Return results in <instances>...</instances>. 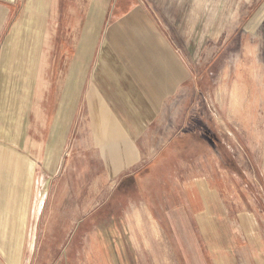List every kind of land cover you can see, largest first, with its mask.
<instances>
[{
    "label": "crops",
    "instance_id": "1",
    "mask_svg": "<svg viewBox=\"0 0 264 264\" xmlns=\"http://www.w3.org/2000/svg\"><path fill=\"white\" fill-rule=\"evenodd\" d=\"M250 1L0 0V100L8 107L0 113V264L31 263L41 218L58 226L56 241L63 235L50 264L73 261L75 225L82 222L75 221L72 205L59 220L58 187L50 185L76 112L79 128L96 134L99 162L106 163L103 177H119L100 207L110 205L114 218L121 216L123 203L115 194L113 200V192L156 159L144 156L140 145L159 114L171 109L170 100L187 96L180 49L202 48L203 33L216 41L230 31L237 2L245 8ZM255 16L263 29L261 9ZM32 86L38 115L29 125L20 112ZM142 161L147 163L138 166ZM70 201L67 186L62 205ZM204 201L200 230L211 216ZM241 217L227 219L221 231L230 235L228 244L214 253L231 264H264L261 226L254 218L246 225Z\"/></svg>",
    "mask_w": 264,
    "mask_h": 264
},
{
    "label": "rangeland",
    "instance_id": "2",
    "mask_svg": "<svg viewBox=\"0 0 264 264\" xmlns=\"http://www.w3.org/2000/svg\"><path fill=\"white\" fill-rule=\"evenodd\" d=\"M241 4H236L229 32L216 41L203 33L202 48L180 49L187 96L170 100L171 109L159 114L140 145L144 156L156 159L113 192L123 203L119 218L110 205L100 207L119 177H106L109 183L104 184L106 163L99 162L96 134L79 128L81 113H75L76 127L62 138L59 171L49 184L58 187L59 220L72 205L75 221L82 222L75 225L71 264H212L208 246L220 252L218 247L230 238L221 229L228 228L227 219L234 222L239 216L246 225L253 218L259 222L264 244V27L255 18L259 9L264 16V1ZM31 88L20 112L29 125L38 115ZM1 103L0 113L8 109ZM67 186L73 204L62 205ZM204 200L211 216L200 230L196 222L206 213ZM44 221L29 264H50L55 258L51 250L62 243L63 235L58 241L55 237L58 226ZM219 254L216 263L231 264Z\"/></svg>",
    "mask_w": 264,
    "mask_h": 264
},
{
    "label": "bare ground",
    "instance_id": "3",
    "mask_svg": "<svg viewBox=\"0 0 264 264\" xmlns=\"http://www.w3.org/2000/svg\"><path fill=\"white\" fill-rule=\"evenodd\" d=\"M206 196H208L207 194H206ZM210 197H213L212 195H209ZM215 246V245H214ZM212 248V247H211ZM214 249H215V247H214Z\"/></svg>",
    "mask_w": 264,
    "mask_h": 264
}]
</instances>
